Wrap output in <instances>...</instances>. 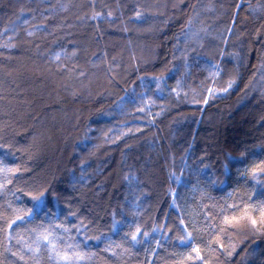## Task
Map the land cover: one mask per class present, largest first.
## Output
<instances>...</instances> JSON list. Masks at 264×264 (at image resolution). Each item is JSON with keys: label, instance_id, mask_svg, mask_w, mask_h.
Returning <instances> with one entry per match:
<instances>
[{"label": "trees", "instance_id": "trees-1", "mask_svg": "<svg viewBox=\"0 0 264 264\" xmlns=\"http://www.w3.org/2000/svg\"><path fill=\"white\" fill-rule=\"evenodd\" d=\"M152 1L0 0V72L32 63L65 91L76 86L72 97L94 90L100 96L64 142L59 170L34 188L31 156L37 145L49 144L44 135L30 143L35 129L21 137L6 131L8 110L18 109L17 115L21 108L11 81L19 75L22 85L29 75L22 67L11 79L0 77V166L19 169L0 191V264H55L46 249L27 251L34 240L29 230L47 224L53 211L68 227L87 226L71 233L83 251L94 253L84 264H201L194 248L209 264H264V232H253L244 220L230 228L223 223L224 215L240 217L245 205L264 200V188L240 176L264 159V0H177L176 18ZM119 76H125L121 83ZM56 106L40 109L31 121L60 130L49 121L60 113ZM0 182L6 183L3 175ZM43 187L49 216L41 212L8 229L9 202L30 208L24 193ZM88 203L96 215L85 210ZM137 224L150 233L148 240L123 243ZM188 234L191 240L181 244ZM217 234L223 250L209 247ZM106 237L130 250L104 251Z\"/></svg>", "mask_w": 264, "mask_h": 264}, {"label": "snow or ice", "instance_id": "snow-or-ice-1", "mask_svg": "<svg viewBox=\"0 0 264 264\" xmlns=\"http://www.w3.org/2000/svg\"><path fill=\"white\" fill-rule=\"evenodd\" d=\"M240 5H237V8H239ZM140 13H137V16H139ZM109 16H111V13H109ZM95 18V16L93 17ZM31 35V33H29ZM57 59H59V56H57ZM83 74V73H81ZM157 81H159L160 77H154ZM234 81H229L228 85L223 91H228L229 88L232 87ZM180 82H177V85L179 87ZM174 93L179 95V92L177 88L172 89ZM209 94H213L212 89H208ZM207 98L204 100V103H207ZM140 111H143V109H139ZM244 157V154H242V158ZM19 169L17 168H8L4 166H0V175H3L4 182H0V191H3L8 184L13 183V177L16 176ZM240 176L245 177L249 179L250 181L254 182L255 184L261 185L262 188H264V159L259 160V162H253L251 168H244L243 170H240ZM215 183V181L213 182ZM15 191H23L21 188H16ZM47 193V188H39L35 189L32 192H25L24 194L29 197V199L32 201V207L30 208H15L13 207L12 203L9 202L8 207L12 209V217L5 218L7 222V228L12 229L14 225L17 224V222H20L21 224L30 223L36 219L40 218V213L44 212L45 217L49 216V212L46 211V205H45V196ZM13 194H15L13 192ZM173 195H175L173 193ZM231 195V194H229ZM255 196V191H253V194L248 197L249 201H252ZM227 208H238L235 204H229L227 205ZM225 209H221V214H223ZM72 216H76L75 212L69 213ZM0 218H4L3 214L0 213ZM241 220H244L251 226V230L253 232H264V200H261L258 204H247L243 208V215L240 217L232 216L229 217L227 215H224L223 223L226 227L230 228L234 225L238 224ZM120 223L115 220V217H113V224L112 228L113 231H118L116 225ZM184 221L181 220V224H183ZM86 225H83V221H81L80 224H74L71 227L66 226L64 221H59L57 218L56 212H51V218L49 219L48 223H40L30 229L29 231L34 235V240L32 245L27 246V251L32 253H39L41 249H46L49 253V259L55 260V264H84V261L87 260L90 256L94 255V253L83 251L81 248V243H77V237L72 236L71 233L75 231L77 234L82 231L83 228H86ZM132 228V225L129 224V229ZM226 229L220 228L219 233H223ZM153 232L156 231L155 228L152 230ZM186 231V230H185ZM150 236V233L147 231H144L142 227L137 224L135 226L134 230H130L129 232H126L124 234V238H122L123 243H131V245H136L139 243H142L144 241H147ZM141 237H143V241L141 240ZM93 237H89V239H92ZM96 240H100L101 237L97 236L94 237ZM8 239H11V236L8 237ZM107 239V246L104 251L111 252L112 255H118V253L115 251V249H122L123 252H128L130 249L128 248H122L121 243H116L115 241H112L109 237H106ZM191 240V235L188 234L187 237H181L180 243L184 244ZM61 244L63 247L61 248ZM216 245L219 249H224V244L221 242L220 235H214L212 240L209 243V247L212 245ZM157 247H159V241H157ZM236 250V245H231L230 250L228 251V255L231 256L233 252ZM193 251L196 253L195 260L200 261L201 264H209L208 261L204 260V257L201 255V251L199 248H194ZM13 255H16L17 253L13 252ZM187 259L191 260L193 257L189 256Z\"/></svg>", "mask_w": 264, "mask_h": 264}, {"label": "rangeland", "instance_id": "rangeland-1", "mask_svg": "<svg viewBox=\"0 0 264 264\" xmlns=\"http://www.w3.org/2000/svg\"><path fill=\"white\" fill-rule=\"evenodd\" d=\"M153 1L155 3H159L161 10H163V12L165 11L168 15H171V17H179L178 9L183 0ZM156 48H158V44H156ZM22 67V72H26L25 74H28L29 77L23 78L24 82L22 81V85L20 83V80H18V78L20 79L19 75L16 76L17 82L11 81L13 87H17L20 92L21 100L17 103L19 105L21 103L22 109L20 108L17 115L16 113L18 109L15 110L16 108L12 107V109L10 108L8 110V117L11 116L12 119H10L8 124L6 125V131H8L11 135L13 134L14 136L21 137V135L28 136V132L35 129L36 131H38L36 132L37 134L28 136V138L30 139V143H35L34 145L41 141L43 135L45 136L44 141H46L49 145L44 148H40V146L37 145L38 147L36 149V154L33 152V157L31 156L32 161L35 162L34 169L30 167L27 168L30 182L33 184L34 188H38L43 184L46 185V181H50V179L53 177L52 174H54L53 171L55 169L59 170L58 164L61 161L60 159L62 147H64V142L72 134L74 126H77L78 123L90 112L92 108V104L90 103L96 102L100 98V96L98 94H95L94 90L93 93L87 92L85 93V95L79 94V96L72 97L74 96V93H78V91H80L78 88H76V86H72L73 88L75 87L74 93L67 90L65 91V88H63V84L59 81V79H56L55 76H53V78H50L52 77V74L48 73L47 71L43 72L45 74L43 76L40 72L35 70V66L32 63H25L23 64V66L18 68H16L15 66L6 68L5 71L0 72V77H9V79H11V74L14 72H18V70H22ZM124 78L125 76L116 77V81L121 83L122 81H124ZM26 79H29V81L27 82ZM37 80H40L41 84H37ZM97 81H99V79ZM104 82L101 80L99 81L100 84H103ZM91 83L93 82H90L89 84ZM89 84L86 82L83 86L88 87L90 86ZM37 91L38 96H33L32 93H37ZM25 94L28 95L26 96ZM55 103L57 104L56 107L58 111H60V113L55 115L56 117H53L54 120L49 119V121L51 123L56 121L57 124L55 125H58L60 130L56 131V128L39 129L43 126V121L38 120L33 123V121L31 120L33 118L36 119L35 116L37 115V113H39L40 109L42 110L45 107L54 105ZM12 110H15V112H12ZM42 179H44L45 182L42 181ZM85 210H87V212L89 213H93L94 215H96L95 213L99 212H97V208L93 203L86 204Z\"/></svg>", "mask_w": 264, "mask_h": 264}]
</instances>
